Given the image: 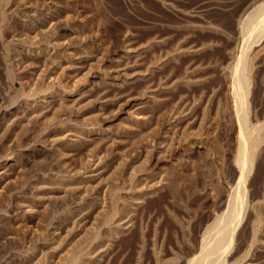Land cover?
Here are the masks:
<instances>
[{"label": "rangeland", "instance_id": "374dc122", "mask_svg": "<svg viewBox=\"0 0 264 264\" xmlns=\"http://www.w3.org/2000/svg\"><path fill=\"white\" fill-rule=\"evenodd\" d=\"M262 1L0 0V264H57L93 230L102 241L84 264H187L200 255L204 227L236 196L232 75L244 20ZM262 45L244 68L246 128L262 127V137L223 264H264ZM59 105L69 110L56 118ZM178 143L187 151L149 164ZM122 163L146 175L121 172ZM71 179L73 191L55 183ZM41 185L48 190L37 195ZM112 193L122 230L106 235Z\"/></svg>", "mask_w": 264, "mask_h": 264}, {"label": "bare ground", "instance_id": "6f19581e", "mask_svg": "<svg viewBox=\"0 0 264 264\" xmlns=\"http://www.w3.org/2000/svg\"><path fill=\"white\" fill-rule=\"evenodd\" d=\"M244 21H245V23H243V24H245V26L243 25L244 27L242 28V31L240 30L241 35H242V39L244 42V44H243L244 45L243 56H242V58H240V61L238 62V66H237L238 68L235 69L236 71H234V73L232 75V86H233L232 91H233L234 96H235L236 101H237V102L235 101V103H237L236 104L237 106L236 105L235 106L238 107V112H236V113H238L237 116H238V126H239L238 127L239 128L238 129L239 130V133H238V135H239L238 136V141H239L238 147L239 148H238V158L236 160V165H237V170H238L237 172L239 173V175H238V185H237V189H236V196L232 202L228 203L226 210L222 214L216 216L209 225H206V227H204L205 229L203 231V234L201 236V241H200V245H201L200 246L201 247L200 255L197 256L196 258L192 259V260H189L187 262V264H223L224 263V262H222V260L224 261L223 255L228 253V251H230V248L232 246V240H233V237L235 234V230L237 229L238 225L240 224V221L242 220L244 211L246 210L245 209V206H246L245 194L246 193L244 191L245 190L244 186L246 183V179L248 178V175L251 173V170L253 167V160L255 157L254 155H256L255 151L258 147V141L262 137V135H260V131H262L263 129L261 130L262 127L260 128L259 125H258L259 127H255L251 131L247 130V128H246V124H245V101H246V96L248 95L247 94L248 84H247L246 80L244 79V76H245L244 75V72H245L244 68H245V63H246L248 51H250L251 47L254 44H257L262 39H264V1H262L256 7L252 8L251 11L248 12ZM240 29H241V27H240ZM244 53H246V54H244ZM257 53H264V45H262L258 48V50L255 52V54H257ZM250 60L252 63L253 60L252 59H250ZM66 109L69 110L68 107L61 105L60 108H58V110L55 111L54 116L56 118L61 117V115L67 111ZM39 114H41V113H39ZM88 117L86 118V120L92 122V119L94 117L93 118L90 116H88ZM43 119L44 118L42 117V115H39L34 120V123L36 124L38 122L40 124V128L42 126L41 132L47 133L49 127H48V124H46L47 125V127H46V125H45L46 122ZM46 121L48 122L47 119H46ZM50 122H52V121H50ZM34 126H36V125H34ZM49 126H51V125L49 124ZM55 129L59 130V133H61V134L63 132V135H64V131H63V129H61V126H58ZM3 131L6 134H8V132H9L8 127H4ZM0 140H1V138H0ZM187 147L188 146H186L184 143H178V146L170 147L169 149H167L164 157L158 158V157L152 156L149 159V164L163 165L167 158L171 157L174 154L183 152L185 150L187 151V149H188ZM120 166H121V172L122 171L128 172L129 170H131L130 168L132 167V166L130 167V165H128V163L127 164L122 163ZM99 170L97 172H99ZM145 170H146L145 166L140 165V166L134 168L133 170H131V174L134 171L141 173L143 175V177H142V179H143L144 175H146ZM95 173H96V169H95ZM75 176H77V175H75ZM64 180H66V179H64ZM55 183L58 184L59 186H61L62 189H66L69 191L76 190V188L74 187V185H75L74 179H71L70 181H67V182L58 181ZM44 185H46V184H44ZM47 188H48V186H47ZM47 188H46V186H42L40 189L37 190V195L40 194V192L41 193L43 192L42 189H47ZM49 188H51V187H49ZM45 200L47 201V199H45V198L44 199L40 198L41 203H45ZM117 200H118V196L115 193H112V196L110 199V203H111L110 204V206H111L110 212L107 215L101 216V221H102V224L104 225V228H105V232H104L105 234L106 233L112 234V233H115V232L122 230L120 223L118 222L119 224H117V215L119 214V212H117V208H115V203L117 202ZM207 200H208V198L205 196L203 199H200V204L201 205H203V204L207 205ZM234 208H235V212H234L233 217H231L232 216L231 212L233 211ZM253 211L255 213V214L254 213L253 214L256 216V218L263 216V207L260 206V204H257V205L254 204L253 205ZM254 221H255V217H254ZM254 224L255 223H253L251 225L256 226ZM255 229H257V228H255ZM100 234L101 233H99L95 230L87 232L82 237V239L78 240L74 245H72L71 247L69 246V248L66 247L65 251L67 253L65 254V256L62 257V260L60 262H58L57 264H71V263L72 264H84L85 262H87L94 255V253L91 249L92 245L94 243H97V245H98L102 241V237H101L102 234L101 235ZM252 234L255 235L254 233H252ZM253 235L250 238V241L252 244L257 243L259 240L255 237L256 235L255 236H253ZM103 236H104V234H103ZM210 242H212V247L209 248L207 245H209L208 243H210ZM207 247H208V250H210L212 248L213 251L211 250L210 252L209 251L207 252L205 249ZM29 264H38V262L36 261V259L31 258L29 261Z\"/></svg>", "mask_w": 264, "mask_h": 264}]
</instances>
